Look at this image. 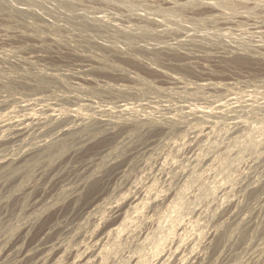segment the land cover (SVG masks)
Wrapping results in <instances>:
<instances>
[{"label":"rangeland","instance_id":"obj_1","mask_svg":"<svg viewBox=\"0 0 264 264\" xmlns=\"http://www.w3.org/2000/svg\"><path fill=\"white\" fill-rule=\"evenodd\" d=\"M22 118L0 264L39 238L41 264H264V0H0V126Z\"/></svg>","mask_w":264,"mask_h":264},{"label":"bare ground","instance_id":"obj_2","mask_svg":"<svg viewBox=\"0 0 264 264\" xmlns=\"http://www.w3.org/2000/svg\"><path fill=\"white\" fill-rule=\"evenodd\" d=\"M138 9V8H137ZM171 13V12H170ZM245 14V13H244ZM231 21V20H230ZM120 25V24H119ZM187 37V36H186ZM189 39V38H188ZM185 40V39H184ZM190 40V39H189ZM188 40V41H189ZM166 41V40H165ZM177 41V40H176ZM182 41V40H179ZM187 41V40H186ZM192 41V40H190ZM184 42V41H183ZM178 43V42H177ZM170 44V43H169ZM168 44V45H169ZM172 44H176L173 43ZM152 45V44H151ZM163 47V46H162ZM166 47V46H165ZM175 47V46H174ZM234 47V46H233ZM235 47L237 48V46L235 45ZM258 48L260 46H257ZM256 47V48H257ZM113 48V47H112ZM168 48V47H167ZM163 49V48H162ZM94 59V58H93ZM96 61V59H95ZM102 63V62H101ZM118 68V67H117ZM42 74V73H41ZM58 77V76H57ZM88 78V77H87ZM87 80V79H85ZM5 81V80H4ZM77 83V82H76ZM147 83V82H146ZM145 84V83H144ZM211 88V87H209ZM118 90V88L116 89ZM212 90V88H211ZM162 92V91H161ZM178 96V95H177ZM185 97V96H184ZM234 99H231V101H233ZM187 102V100H186ZM178 103V102H177ZM22 106V105H21ZM223 108V105H220ZM26 108V107H25ZM122 112H126L127 111V107L126 105L122 106ZM24 109V108H23ZM22 109V110H23ZM221 109V107H220ZM26 110V109H25ZM33 114V112H32ZM29 115V114H28ZM34 115V114H33ZM168 115V114H166ZM31 117V115H29ZM38 116V115H37ZM17 117V116H16ZM33 117V116H32ZM31 117V118H32ZM36 118V117H35ZM58 118V117H57ZM69 118V117H68ZM47 120V119H46ZM29 119H23L22 120H18L9 124H6L7 126H0V130L4 129L3 131H0V149L4 148L5 145L7 144H11V143H15L18 141H21L25 135L28 134V132L30 131V126L32 125L31 123L28 122ZM33 122V121H32ZM36 122V121H35ZM75 124V123H73ZM4 127V128H3ZM74 127H69L68 123H64V125L61 127V129L57 130V132L54 134V137L52 138V140L55 139H60V137L68 134V132L72 131ZM34 129V128H33ZM0 163H6V160L1 161ZM78 171H80L79 169H73V170H68L64 175L61 174L62 176H57L53 178L55 183H63L66 181H70L72 180L73 176L76 175L78 173ZM59 175V173H58ZM115 213V212H114ZM113 213V214H114ZM117 213V211H116ZM114 230V229H113ZM116 231V230H115ZM111 233V232H110ZM44 239L40 238L37 239L36 241H34L33 243H31L28 246H23L20 244V242L18 240L12 241L11 243L7 244L4 246L3 251L5 252V255L7 254L8 257H11L14 261L15 264H41L43 261V258H45V256L43 257L44 251L47 248V244L48 242L45 244ZM53 246V245H51ZM49 246V247H51ZM52 249V248H51ZM53 250V249H52ZM78 258V257H77ZM47 260V259H46ZM81 260V259H80Z\"/></svg>","mask_w":264,"mask_h":264}]
</instances>
